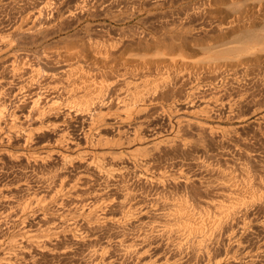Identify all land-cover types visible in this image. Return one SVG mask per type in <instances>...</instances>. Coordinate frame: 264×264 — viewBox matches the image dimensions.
I'll return each instance as SVG.
<instances>
[{"label":"rangeland","instance_id":"374dc122","mask_svg":"<svg viewBox=\"0 0 264 264\" xmlns=\"http://www.w3.org/2000/svg\"><path fill=\"white\" fill-rule=\"evenodd\" d=\"M40 1L41 0H0V38H1L0 39V46H2L4 44L2 46V48H3L2 51H4L5 50L4 47L6 45H8L10 42H12V40H13V43L9 44L11 51H10V49H9L8 53H5V52H7L6 50L4 52L0 51V53H1L0 54V56H1L0 57V63L3 62L2 66L0 64V68H1L0 69V83H2L4 85V90H3L4 91V93H3L4 103L1 104L2 106L0 105V107H2L1 111L2 112L4 111L3 113L0 112V119L2 121L1 126H0L2 128V129H0V145H2V146H0V152L2 150L6 149V151L9 152L8 154L11 155V156H9L8 154H6L4 156L2 155L3 157L0 156V264H3V262H4V264L5 263L6 264H104V263L105 264H107V263H109V264H164V263L165 264H224V262H226L225 261L226 258L228 256H230L231 254H234V253L237 256H239L240 254L245 253L246 250L256 251L257 249L260 250V248H261L260 251L262 254H264V251H263V249H264V200H263L264 199V107H263L264 106V59H263L264 55L263 54L264 53H262V52H264V45H262V44H264V37H263V40L260 39V38H262V36H264V33H263L264 32V26H263L264 20H262V21L259 20V18H262V17L264 18V13H263L264 12V10H263L264 9L263 8L264 7L263 6L264 0H259V2H258L260 5L262 4L263 7L258 5V3L253 6V9H254V12H256V15L252 14V17H251V15H250V17L248 16L249 18L246 16L247 17L246 19L245 18L242 19L239 22V24L237 21L235 23V25L232 26V28L228 27L227 25H228V22L233 17V15H235L234 11L232 9H230L231 7H229L231 4L235 3L234 0H213V1L211 0L210 3H212V4H210V3L208 4L207 0H206L207 2L205 0H117V1L116 0H95V1L94 0H88L90 5H92V6H90L88 3L87 8H86V12H84V14L78 15L76 18H71V19L66 18L67 17L66 15H68L67 10H70V11L73 10L74 11V9H76L77 6L80 5L82 0H63L58 7V10L60 11L59 15H55L54 18L52 19L51 16H53V15H50L49 13L51 11H48L47 17L49 16L48 18H51L50 20H53L54 22H52L49 25V27L43 32V34H41V35L26 34V36L25 35L21 36L19 34H16L17 35L16 36L14 33H9V32H13L15 29H19L20 27L25 28V26H26V28H27V26H28V28H29V24H31V21L29 19H27L28 14H30L32 12H36L35 10H37L39 8L38 6H40V5H38V2H40ZM244 1L246 4V2L248 0H244ZM244 1L241 0L242 3H244ZM237 2H238V0H236V3ZM245 6H247V4ZM258 6H260V7H258ZM25 7H26V9H25ZM200 7H201V9H200ZM198 9L202 10V11H198ZM257 9H259V10L257 11ZM245 10H248V11H245L247 14L248 12L251 11V8L247 7ZM207 11H209V12H207ZM231 11H232V13H231ZM218 12L220 14H218ZM195 13H197V14H195ZM194 14H195V16H194ZM255 16L258 18L253 19V17L255 18ZM81 17H82V19H81ZM21 18L23 20H21ZM249 19H250V21H249ZM227 20H228V22L226 23ZM257 20H258V22H257ZM29 21H30V23H28ZM259 21H260V23H259ZM24 22H26V23H24ZM216 22L219 25H217ZM244 22H246L245 25H244ZM19 23H20V26H19ZM220 24H223V25H220ZM248 24H249V27H251V26L252 27L249 28ZM251 24H253V25H251ZM194 25H196V26H194ZM16 26H18V27H16ZM219 26H221V27H219ZM224 27H226L227 30H225ZM182 30H183V32H182ZM141 31H143V32L145 31L144 33L147 36ZM7 32L9 35L7 34ZM198 32L200 34H198ZM219 34H220V36H219ZM4 36H7V37L5 38ZM14 36H15V38H14ZM250 36H252V37L250 38ZM8 37L11 41L7 40ZM17 37H19L20 39ZM88 39H92L93 41L95 40L94 43H97V42L99 43V41H100V42H102V44H105L106 46H110V45L113 46L114 45V47H116V43H117V47H116V50L114 51L115 52L114 54L111 53L110 51H109L110 54H109V52H106V54H104V55H107V57H109L110 55H112V56H110L109 59H107V61H109L107 63H109V64H106V63H104V65L102 64V67L104 69V74H102V75L96 74L95 71H93V70H95L93 67L94 63H93L92 58L90 56V52H88V48H87ZM1 40H3V41L1 42ZM6 40L8 42H6ZM242 40H244V41H242ZM250 40L252 43L250 42ZM257 40L259 41V43L257 42ZM15 41L17 44L15 43ZM103 41H104V43H103ZM112 42H114V43H112ZM174 42H175V44H174ZM253 42H254V45H253ZM246 43L247 44L249 43V44L247 45ZM250 43H251V45H250ZM44 47H45V49H44ZM238 47H240V48H238ZM59 48H60V50H65V51H68V50L71 51L72 50L71 52L75 51L78 54L75 57V59H73V62H70L69 64H73L72 70L77 68V69L81 70L82 72H84L85 74L84 73L83 74L86 76L89 73L90 78H88V81L89 82L91 81V84L96 83V85H98V86H100V85L106 86L107 85V87H112V89L114 90V96H117V97H115L114 100H112V102H113V104L115 103L116 106L119 103L121 106L124 104V102L128 103L129 97H130L131 93L134 91L132 87H129V88L124 87L123 88L120 86H116L113 83L114 78L113 79H112V77L110 78V72L111 71L116 72L118 70L117 67L120 66V59L121 58L123 59V61H126L125 63L124 62L121 63L122 68H124L126 65H137L138 64L141 67L140 68L141 73H143L142 71H145L146 69L147 70L145 71V73L148 71V72H150L151 75H153L152 73H154V72L156 74V73L162 71V73H160V74L158 73L156 75H162L163 78L166 75L165 80L167 81V85L169 84L168 85L169 88H167L168 86L166 85L167 86V87L165 86L166 89L163 87L159 91H157L158 93L156 92L157 94H156L155 99H156V102L158 103V105L156 102L155 103L153 102L154 104H152V102H150L151 97L150 98L148 97L150 100L148 98H146L145 99L146 103L145 104L143 103L142 105L140 103H138V100H136V103H138V104H135V102H134L135 100L130 101L129 103L133 104V106H134V108H133L134 111L131 113V115L133 117H131V118L129 117V115H127V111L125 109L124 110L126 112L125 111L122 112L123 110L118 109L117 107H116L117 109H115V104L114 105L110 104L109 106H107L109 108L106 107L105 110H103L104 113L101 117L102 118V120H101L102 124H100V120H99L98 121L99 124H97V122H96V125L95 126L92 125L93 126L92 127L89 122L87 123V120L86 121H81V120H84L82 117H84L85 114H87V116L89 115L88 119H89L90 115L92 117V115L94 114L93 113L94 112V107H93L94 105H90V104L88 105V104L84 103L83 101L82 102L80 101V102L76 103L77 105L75 104V108H77V109L74 108L73 112H70L69 110H63L64 112H61L60 114H59V112H56V114H54V116H52V118L54 117L52 119V121L55 123V124L54 123L53 124L55 125L56 128L54 127L52 129H47L45 127L46 125L40 126V124L38 126V123L35 122L34 119L30 120V118L28 117V112H29L28 106L24 104L23 100L18 99L17 95H15V89H16L15 86H17L16 84L18 83L17 80L13 79L11 76H9L10 75L9 72H6L5 68H3V67L6 66V64L7 65H9V63L11 64L10 57L12 58L11 60L14 62L15 61L14 57L16 56V54H17L16 57H18L17 59H20V57H23V59H25L27 57V55H29L30 60L32 59L33 62H36V63L37 62L38 63L45 62L43 59L44 55H42L43 52L45 50L49 51V49L59 50ZM42 49H44V50L42 51ZM208 50H209V52H208ZM255 50H256V52H254ZM257 50L258 51L261 50V52L259 51L260 53H257ZM221 51H223V52H221ZM11 52H13V53H11ZM23 52H24V54L27 53V55L23 56ZM240 52H242V53H240ZM39 53H40V55H39ZM221 53H222V55L220 56ZM237 53L238 54L240 53L241 55H238ZM255 53H256V56H255ZM12 54L13 55L15 54L14 57ZM129 54H130V56H129ZM226 54H229V55L226 56ZM253 54L255 57H253ZM88 55L90 57H88ZM158 55H160L161 58ZM213 55H215V59L213 58ZM34 56L37 59V61L34 60L35 59ZM207 56L210 57L211 61H208L210 59ZM216 56L219 60H217ZM229 56L231 58H229V59L226 58ZM238 56H239V60L240 59L242 60V62L240 60L241 63L237 62V61H239L238 58H236ZM240 56H241V58H240ZM169 57H170V59L168 60ZM176 57L178 58L176 60H177V63L179 64L180 67H178V64L176 62L175 63L177 65L174 64V61H176V60H172V59H175ZM206 57L208 58L207 59L208 62L206 61ZM251 57H253V59ZM256 57H258L260 62H258V59ZM259 57H261V58H259ZM86 58H88V59H86ZM125 58H128V59H125ZM131 58L136 59V61L131 59ZM6 59H8V60L6 61ZM165 59H166V61H165ZM189 59H191V60H189ZM202 59H205V62L207 64ZM128 60H129V62H128ZM170 60H172L173 62L172 61L170 62ZM182 60L184 62H187L188 60L189 61L187 63H185V66H184V64H183L184 62ZM196 60H199V62ZM213 60H215V61L217 60V61L215 62ZM224 60L225 61L227 60L226 63ZM231 60H232V62H231ZM244 60H247V61L244 62ZM248 60H251L250 61L251 63L248 62ZM130 61L132 63H130ZM254 61L257 63L258 66L256 65V63H254ZM51 62L53 63L54 60H51ZM137 62H140V63H137ZM169 62L172 64V66L169 65L170 64ZM209 62H211V63H209ZM223 62H224V64H223ZM243 62H244V64H243ZM57 63L58 62H54L53 64H55L56 67L58 65L60 66V64H64V62H62V63L60 62L58 64ZM118 63H119V65L117 66L116 64H118ZM192 63L197 65L196 68L193 65L194 69L197 72L194 71V69H191V68H193L191 65ZM232 63H235V64H232ZM237 63H238V65H237ZM245 63L248 64L247 67H246ZM251 64H252V66H250ZM254 64H255V66H254ZM84 65H85V67H84ZM109 65H110V67H109ZM115 65H116V67H115ZM156 65H158V66H156ZM190 65H191V68H189ZM233 65H234V67H233ZM244 65H245V67H244ZM79 66H80V68H79ZM104 66H108V67H104ZM162 66L165 69H162L163 68ZM211 66H212V68H211ZM213 66H215L216 68ZM74 67H76V68H74ZM156 67H157V69L158 68L159 69L157 70ZM174 67H176V68L174 69ZM229 67H231V68L229 69ZM259 67H261V68H259ZM88 68H90V70ZM122 68L120 67L119 69H122ZM185 68L188 70H186ZM202 68H204V69H202ZM207 68H209V70ZM217 68H222L224 70V72L222 69H220V71H219V69H217ZM251 68H253V69H251ZM114 69H116V71ZM143 69H145V70H143ZM153 69L158 71V72L154 71ZM179 69H181L182 72H179L180 71ZM201 69L204 71V72L201 71L204 75L200 71H199V76L196 75L195 73L198 74V70H201ZM205 69H206V72H205ZM240 69H241V72L244 69L246 71L244 70L242 73H240L239 72ZM248 69H251V70L248 71ZM151 70H152V72H151ZM163 70H164V72H163ZM169 70H170V72L168 73ZM191 70H193V71H191ZM237 70H239V71H237ZM86 72H87V74H86ZM184 72H186V73L189 72V73H187L188 75H186V73L184 75L183 74ZM215 72H220V73H218L219 75H217ZM247 72L249 74H247ZM181 73H182L183 77L180 76ZM192 73H194V74H192ZM207 73H208V75H207ZM155 74H154V76H156ZM167 74L169 76H174V77H169ZM189 74H191V77H189ZM200 74H202V75H200ZM212 74L213 75L216 74V75L213 76ZM220 74H224V75H220ZM241 74H242V76H241ZM255 74L259 77V79L257 78V76H255ZM216 76H217V79L214 78ZM218 76H220V77H218ZM168 77L171 80H169ZM179 77H180V80H179ZM199 77H200V79H199ZM108 78L111 80H108ZM172 78L174 79L175 82L172 81ZM6 79H8V80H6ZM11 79H13V80H11ZM70 79H72V77H70ZM189 80H191V82H189ZM255 80H257V81H255ZM5 81H7V82H5ZM180 83H181V85H180ZM192 83H194V85ZM196 83L199 86H197ZM232 83H233V85H231ZM252 83H254V84L252 85ZM40 84H41V81H38L36 83V85L34 86V88H36L37 86L39 87ZM255 85L257 86L256 88H255ZM201 88H203V89H201ZM129 89L131 92L129 91ZM89 90H91V89H89ZM198 90H199V92H198ZM219 90H221V91H219ZM225 90L228 92V94L226 93ZM122 91L123 92L125 91V92L123 93ZM160 91L161 92L163 91V92L161 93ZM191 91H192V93H191ZM215 91H216V93H215ZM120 93H121V96H120ZM225 93H226V96L224 95ZM116 94H118V95H116ZM209 94L212 97H210ZM158 96H160V97H158ZM217 96H218V98H217ZM126 97H128V98L126 99ZM117 98H119V100H117ZM121 98H125V99H121ZM242 98H243V101H241ZM230 99H232V100L234 99V100L232 101ZM12 100H13V103H12ZM147 100H148V102H147ZM239 100H240V102H237ZM185 101L187 102V104ZM223 101H226V102L221 104ZM117 102H119V103H117ZM132 102H134V103H132ZM149 102L151 104H149ZM217 102H218V104H217ZM205 104H207V105H205ZM224 104L226 105V108H225ZM249 104L252 106H250ZM120 105H118V107ZM186 105H189V106H187V108H186ZM200 105L201 106L203 105V106L201 107ZM231 105H234V106H231ZM239 105H241V106L238 107ZM230 106H231V108H230ZM235 106H236V108L237 107L238 108L236 109ZM243 106H244V108H243ZM246 106H248V107H246ZM257 107H259V109L260 108L261 109L258 111ZM138 108L141 109L140 112H138V110H139ZM224 108L226 110H224ZM136 109H138V110H136ZM171 109H173L172 112H171ZM228 109H230V110H228ZM232 110H234L236 112L238 110L239 113L237 112V114H236V112H234ZM216 111H219V112H216ZM230 111H231V113L234 112L233 113V116H235L234 118H233V116H232V118L230 117L232 115L231 113H229ZM89 112H92L93 114L89 113ZM12 113L14 114V116ZM57 113H58V115H57ZM68 113H69V115H68ZM22 114H23V116H22ZM65 114H67L66 118H65ZM125 115H127V116H125ZM228 115H230L229 116L230 118L228 117ZM236 115L237 116L239 115V117H237ZM16 116L18 117V120H17ZM24 116H26V117L24 118ZM209 116H212V117L209 118ZM260 116H262V118H261L262 120L259 119V121H261V122L256 120L257 117H260ZM11 117H12V119H11ZM22 118L25 119L24 121H26V122H23ZM186 118L188 120V123H187ZM211 118H213V119L211 120ZM103 119L105 122L103 121ZM149 120H150V122H149ZM182 120L185 122H183ZM15 122L17 123L16 124L17 128L19 126L18 131L20 133L24 132L23 134L18 133L16 136V134L13 133V127L15 126ZM169 123H170V125H169ZM177 123H181V125L184 123L185 124L187 123V125H184L185 130L183 129V127L180 128L181 134L179 133L177 138H170L171 140L177 139V140H173L175 142L180 140V142H177V144L178 143L179 144L177 145L175 142H174L175 143L174 144L173 141H171V140H170L171 142L169 140L162 141V138L164 139V137H162V136L168 134V132L171 128V125L172 124L175 125ZM198 123H200V125H198ZM105 124L107 127L110 124H112V129H108L105 126ZM188 124H191V125H188ZM201 124H203V125L205 124L204 126L207 129L204 127L205 129L203 131V127H201L202 126ZM21 125H24V126H21ZM102 126H103V128H102ZM124 126H125V128H124ZM139 126H140V128H139ZM29 127H31V128H29ZM90 127H91V129H90ZM119 127L121 128V132L124 136V137L123 136L122 137L124 138V140H130L131 141V139H133V138H131V136L135 132L134 130L140 129L143 134L147 132L146 134H144L147 137L149 135H152V133L153 134L156 133L157 135L159 134V136H156V139L153 141H159L158 143H160V145L157 144V142H156L155 146H152L153 144L152 145L150 144V146H149V143L152 142L149 139L148 140L144 139L143 142H139V143L135 142L136 144L135 143L128 144L129 141L128 142L123 141V139L121 140V142H119L120 140L117 141L118 140L117 137L115 139L117 141V143H116L115 140H113V139L115 138L114 135L117 133ZM129 127H130V129H129ZM200 127L202 130L200 129ZM233 127H235V128H233ZM17 128H16V130H17ZM34 128H36V129H34ZM39 128L43 129L44 131H42L41 129L39 131ZM29 129L31 130L30 132H29ZM197 129H198V131H197ZM96 130H98L99 132L101 131L100 134ZM26 131H28L29 133H34L35 135H32V138L28 141L29 143L25 146L24 137L26 136V134H28V132H26ZM49 131H51V132H49ZM127 131H129L128 132L129 134H126ZM89 132H91V133H89ZM95 132L98 133L99 136L102 135L101 137H103V139H104L102 141L103 144H102V142H100V144H98L97 141H95V142L91 141L92 136L90 134H92V133L95 134ZM20 135L21 136L25 135V136L24 137L22 136L23 137L22 138ZM160 135H161V137H160ZM90 136H91V138H90ZM126 136H128V137H126ZM129 136H130V139H129ZM233 136H235L236 138L235 137L233 138ZM86 137H87V139H86ZM111 137H112V139H111ZM224 137H225V139H223ZM232 138L234 141L232 140ZM158 139H160L161 141ZM30 141H31V143H30ZM167 141H169L170 143L169 142L167 143ZM199 143H201V144H199ZM202 143H203V145H202ZM204 143H206V144H204ZM93 144H95V145H93ZM157 145H159V147H157ZM151 146L156 147V148L155 149L153 148L154 150H152ZM25 147H27L29 150L26 149ZM185 147H186V149H185ZM231 151H232V153H231ZM22 153H27L29 155H31V154L32 155L33 154L38 155V156H40V158L42 157V159H44V164L42 162H38V164L33 163V162H27L25 159L19 158V156ZM61 154L68 156L72 160L69 159L70 161H69V163L67 162L68 164L63 163V161L61 160ZM13 155H14V157H13ZM242 155H244L245 158ZM16 156L18 158H16ZM231 156H232V158H231ZM144 159H146V160L150 159L151 161H149V160L148 161H149V163L153 162L152 166H150L151 164H149V167L147 168L146 166L142 165L143 164L142 162L144 161ZM90 162H92V163L90 164ZM104 162L105 163L108 162V163H106V165H105ZM112 162H113V164H112ZM114 163L117 165L118 168L121 167V165L123 166V163L126 165H124V168L121 167L118 169V168H116V165ZM119 163H120V165H119ZM197 163H198V165H197ZM64 164H65V166H64ZM88 166H90V168H89V170H86L85 168L88 169ZM108 166L111 167L110 170H108L109 169ZM125 167H126V171H125ZM145 167L147 170L152 167L153 170L150 169L151 171L148 170L149 172L147 170L145 171V169H144ZM104 168L107 169V170L105 169L106 172L107 171H116L115 173L118 174L117 177L114 176V178H112V179L116 180L115 182H113L114 180H111V181H109V183H107L106 181L103 180L104 179L103 175L105 174V170H103ZM85 170H86V172H84ZM100 170H102V172ZM103 171H104V173H103ZM95 172H96V175H94ZM126 172H128V173H126ZM185 172H187V173L185 174ZM233 172H235V173H233ZM79 173H80V175H78ZM119 173L121 176L123 174L124 178L121 177L119 175ZM225 173L227 175H232L233 178L231 176H227ZM83 174H86V176L85 175L82 176ZM99 175H100V177L101 176L102 177L100 178ZM188 175H190V176H188ZM178 176L179 177L181 176V177L179 178ZM234 176H235V178H234ZM76 177H78V178H81V177L85 178L86 177V178H85L84 182H81L78 180V178L75 179ZM189 178H191V179H189ZM201 178H202V180H201ZM213 178H215L216 180L214 179L215 180L214 181ZM217 178H219L220 181ZM226 178L230 179L231 181H232V179L233 180L236 179L239 182L238 193H237L238 199L239 198L243 199V197L247 198L249 196V200H250L252 198L251 196L255 197V200L252 199V201H253L252 205L250 202L249 205L248 204H247V206L245 205L246 208L242 206L241 207L242 212L240 211L238 213L239 219L242 220L240 222V220L238 219V224L240 222V225H243V226L238 225V227H239L238 228V246H241L240 248L236 247L235 239L232 242V241H228V239L225 238V240L224 239L222 240L225 243L221 241V245H220V243L219 244L217 243L219 246L217 244H215L211 249L212 250L211 253L205 255V256H208V261H207V259H205L207 257H205L204 255L203 256L200 255L201 252H200V248H199L200 246L198 245L199 242L195 241L192 246L190 244H189V246H187L188 244L187 243L185 244L184 243L185 241L183 242V244H181L182 243V242L180 243L181 240L176 238V236L173 238L172 237L168 238L167 236H163L162 234H160L161 228L163 227V225L165 226L169 222V219H170L168 214H167L168 213V210H167L168 207H165L166 203L168 202L169 199H170L169 203H173V204L179 205L180 203L183 204L182 202H184V203L187 202L188 205L190 204V208H191V210L193 209L192 213L194 214L193 215L194 217L190 218V219H191V221H193L195 219V216H196L197 219H195L193 222L198 223L200 221L199 218H201L202 216H203V218L205 216L204 219H208V218L212 217V215L215 213V211H212V210H214V208L212 206H214V205L217 206V204L220 203L219 200H221L222 196L223 197H222L221 201L224 202V204L226 203V201L229 202V200H228V199H230L229 194L226 192H224L225 194H223V192L220 191V183L219 182L224 181V179H226ZM192 179H193V181H192ZM210 179L214 182L212 183V181ZM173 180H175V182ZM187 180H189V181H187ZM190 180H191V182H190ZM195 180L197 181V183ZM79 182H80V184H79ZM182 182H183V184H182ZM203 182H204V184H203ZM215 182L219 183V186ZM242 182H244V183H242ZM114 183H117V184H114ZM184 183H187V185L186 184L184 185ZM188 183L190 184L191 188L188 186L189 185ZM192 183L195 185L192 186ZM178 184H180V185H178ZM206 184H208V186ZM211 184H213V185H211ZM241 184H244V185H241ZM205 185H206V187H205ZM209 185H211V186H209ZM214 185H215V187H214ZM77 188H79V189H77ZM217 188H219V189H217ZM129 189H131V190H129ZM205 189H207V190L205 191ZM247 189H248V191H247ZM58 190L60 192L57 193ZM64 190L66 191L65 194H64V192H65ZM49 191H51V192H49ZM77 191H80L81 193L77 192ZM196 191H197V193H196ZM129 192L134 196V198H132L133 200H130L124 206L121 205L119 203V201H120L119 196L125 195ZM257 192H258V194H257ZM134 193L136 196L134 195ZM220 193H221V195H220ZM98 195H99V197H98ZM93 196L96 197L97 199L94 198ZM180 196H181V198H180ZM28 197H29V199H28ZM35 197H37V198H35ZM64 197H66V198H64ZM154 197H158L160 199V202L158 205L153 204L155 206V208L152 205V203H149L152 201V199ZM38 198H40V199H38ZM61 198H63V201ZM33 199H34V201H32ZM42 199H43V201H41ZM95 199H96V201H95ZM209 199H210V201H209ZM26 200H27V202H26ZM35 200H36V202H35ZM37 200H39L40 202H38ZM214 200L216 203L213 202ZM25 202L27 203L28 206L25 204ZM83 202H84V204H83ZM191 202H192V204H191ZM210 203L213 205L210 206L209 205ZM51 204H53V205H51ZM81 204H83L85 206V209L82 208L84 206ZM22 205H24V206L22 207ZM139 206H141V207H139ZM47 207H49V208H47ZM23 208L25 210H23ZM75 208H76V210H75ZM143 208L145 209L144 212H148L147 214H145L143 212V210H144ZM210 208H212V210ZM243 208L246 209L248 213L245 212L246 210H244ZM92 209H94V210H92ZM131 209H133L134 211ZM141 209H143V210H141ZM146 209H147V211H146ZM70 211L71 212L73 211V212L71 213ZM127 211H129V212H127ZM131 211H133L134 213ZM210 211L212 212V214L210 213ZM82 212H84V213H82ZM208 212L211 215H209ZM251 212H252V214H251ZM91 213H93V214H91ZM103 213H105V215ZM195 213H196V215H195ZM244 213H246V214H244ZM71 214L72 215L74 214L76 216L74 217V215L72 216ZM78 214H79V216H78ZM134 214H135V217H134ZM154 214H156V215H154ZM204 214H206V215H204ZM90 215L91 216L94 215L93 217L95 219L89 218V219H91V220H89L88 217H91ZM120 215H122L123 218ZM162 215H164V216L162 217ZM95 216H98V217H95ZM100 216H103V217H100ZM118 216H120V217H118ZM42 218H44V219H42ZM96 218H98V219H96ZM100 218H102L103 220L105 219V220L103 221ZM115 218L116 219L118 218L117 221ZM74 220H76V221L74 222ZM106 220H107V222H106ZM70 221L74 224L69 223ZM246 221L248 222L249 227H247L248 224ZM60 222H61V224H60ZM76 222L78 223L77 225L75 224ZM244 222H245V224H244ZM85 223L87 226H85ZM126 223H127V225H125ZM79 224L80 225L82 224V225L80 226ZM73 225H76V227ZM245 225H246V227H245ZM72 226H73V228H72ZM95 227H96V229H95ZM234 227L236 228L235 225H234ZM240 227H242V228H240ZM243 227H245V228H243ZM28 228H30V230ZM68 229H70V230H68ZM83 229L85 232L83 231ZM98 229H100V230H98ZM243 229H245V230H243ZM25 230L27 231V233H29V231H32V232L34 231V233L30 232V234H32V235H35V234L38 235L40 233V235H38V236H41V239H44V240L47 239L49 241V242L46 241V243H48L47 246L43 247V245H41V247H38V248L26 249L28 251H25V252L23 250V253H22L23 257H22L20 255V253H21L20 252V250H21L20 245L25 243L24 240H26V241L29 240L28 235H26L27 233H23V232H26ZM92 230H93V233H92ZM21 231L24 235H26L27 238H25V236L22 233H20ZM206 232H207V230H206ZM199 235L201 236V234H199ZM88 236H89V238H88ZM146 236H148V237H146ZM60 238H61V240H60ZM152 238H153V240H152ZM160 239L163 241H161ZM169 239H172V240H170L171 242L169 241ZM138 240H141L142 242L138 241ZM240 240L242 243L241 245H239ZM136 242H137V244H136ZM233 243H235V244H233ZM11 245L13 248L11 247ZM141 245H143V246H141ZM182 245L185 246V249H181V251H180V248H184ZM194 245H196V246H194ZM233 246L236 249H234ZM105 247H106V249H105ZM196 247H198L199 249ZM191 248H192V254H190ZM249 248H251V249H249ZM32 249H34V250H32ZM61 249L63 251H61ZM64 249L66 250V252ZM221 249H222V251H221ZM45 250H47V251H45ZM136 250H138V251L136 252ZM228 251H229V253H231V252H233V253L228 254ZM193 252H194V254H193ZM197 252H199L200 254H198ZM98 253H101V254H98ZM261 253H260L261 259L259 260V262L260 261L261 262L260 263L258 262L257 264H262V263L264 264V255H262ZM14 254H15V257H14ZM65 254L67 256H65ZM215 254H218V255L216 256ZM178 255H180L181 258H179ZM242 255H240V256L243 257L244 255L243 256ZM212 256L214 258L215 257L216 258L213 259ZM220 256H221V258H220ZM240 256H239V258H241ZM2 257H3V259H2ZM224 257H226V258H224ZM170 258H172V259H170ZM222 258L224 261L223 260L220 261ZM177 259H180V260H177ZM218 259H219V261H218ZM169 260H170V262H169Z\"/></svg>","mask_w":264,"mask_h":264},{"label":"bare ground","instance_id":"6f19581e","mask_svg":"<svg viewBox=\"0 0 264 264\" xmlns=\"http://www.w3.org/2000/svg\"><path fill=\"white\" fill-rule=\"evenodd\" d=\"M63 0H41L40 2H38V5H40V6H38L39 8L37 9V10H35L36 12H32V13H30V14H28V18L27 19H29L30 21H31V24H29V28H28V26H27V28H26V26H25V28L24 27H20L19 29H15L13 32H9V33H14L15 35L16 34H19V35H21V36H26V34H36V35H41V34H43V32L49 27V25L52 23V22H54L53 20H50L51 18L53 19L54 18V16L55 15H59V13H60V11L58 10V7H59V5L61 4V2H62ZM95 1V0H94ZM117 1V0H116ZM206 1V0H205ZM208 1V4L211 2V0H207ZM206 1V2H207ZM213 1V0H212ZM235 1V3H233V4H231L229 7H231L230 9H232L233 11H234V13H235V15H233V17L231 18V20L228 22V20L226 21V23L228 22V27H230V28H232V26H234L235 25V23L238 21V24H239V22L242 20V19H246L248 16L250 17V15H251V17H252V14H254V15H256V12H254V9H253V6L254 5H256L258 2H259V0H248L247 2H246V4H247V6H245L246 4H245V1H244V3H242L241 2V0H238V2L236 3V0H234ZM233 1V2H234ZM204 2V1H203ZM215 2V1H214ZM261 2V1H260ZM88 3H89V1L88 0H82L81 1V3H80V5H78L77 6V8L76 9H74V11L72 10V11H70V10H67L66 12L68 13V15H66L67 17L66 18H76L78 15H82V14H84V12H86V8H87V5H88ZM262 3V2H261ZM264 3V2H263ZM210 4H212V3H210ZM89 5H90V3H89ZM201 5V4H200ZM258 5H260L259 3H258ZM90 6H92V5H90ZM261 7H263L262 6V4L260 5ZM260 6H258V7H260ZM218 7V6H217ZM247 7H249V8H251V11L250 12H248L247 14H246V12L245 11H248V10H245ZM221 8V7H220ZM256 8V7H255ZM264 8V7H263ZM25 9H26V7H25ZM200 9H201V7H200ZM228 9V8H227ZM260 9V8H259ZM259 9H257V11L259 10ZM206 10V9H205ZM204 10V11H205ZM264 10V9H263ZM48 11H51L49 14L50 15H53V16H51V18H48L47 17V13H48ZM88 11V10H87ZM198 11H202V10H199L198 9ZM262 11V10H261ZM25 12V11H24ZM207 12H209V11H207ZM206 12V13H207ZM26 13V12H25ZM63 13V12H62ZM88 13V12H87ZM231 13H232V11H231ZM264 13V12H263ZM64 14V13H63ZM62 14V15H63ZM195 14H197V13H195ZM195 14H194V16H195ZM200 14V13H199ZM217 14V13H216ZM218 14H220L219 12H218ZM27 16V15H26ZM64 16V15H63ZM84 16V15H83ZM247 16V17H246ZM61 17V16H60ZM80 17V16H79ZM193 17V16H192ZM248 17V18H249ZM187 18V17H186ZM218 18V17H217ZM256 18H258V17H256L255 16V18L253 17V19H256ZM56 19V18H55ZM65 19V18H64ZM81 19H82V17H81ZM191 19V18H190ZM216 19V18H215ZM21 20H23L22 18H21ZM226 20V19H225ZM224 20V21H225ZM248 20V19H247ZM259 20H264V18L262 17V18H259ZM25 21V20H24ZM30 21L28 22V23H30ZM210 21V20H209ZM220 21V20H219ZM249 21H250V19H249ZM20 22V21H19ZM182 22V21H181ZM201 22V21H200ZM206 22V21H205ZM214 22V21H213ZM223 22V21H222ZM248 22V21H247ZM252 22V21H251ZM257 22H258V20H257ZM18 23V22H17ZM24 23H26V22H24ZM23 23V24H24ZM217 23V22H216ZM245 23L246 22H244V25H245ZM259 23H260V21H259ZM54 24V23H53ZM186 24V23H185ZM204 24V23H203ZM225 24V23H224ZM241 24V23H240ZM10 25V24H9ZM14 25V24H13ZM27 25V24H26ZM31 25V26H30ZM217 25H219L218 23H217ZM220 25H223V24H220ZM226 25V24H225ZM247 25V24H246ZM251 25H253V24H251ZM250 25V26H251ZM11 26V25H10ZM15 26V25H14ZM19 26H20V23H19ZM177 26V25H176ZM194 26H196V25H194ZM198 26V25H197ZM226 26V27H227ZM263 26H264V24H263ZM16 27H18V26H16ZM218 27V26H217ZM219 27H221V26H219ZM226 27H224V29L225 30H227V28ZM236 27V26H235ZM248 27H249V24H248ZM252 27V26H251ZM251 27H249V28H251ZM176 28V27H175ZM180 28V27H179ZM178 28V29H179ZM11 29V28H10ZM216 29V28H215ZM220 29V28H219ZM253 29V28H252ZM187 30V29H186ZM189 30V29H188ZM261 31V30H260ZM263 31V30H262ZM141 32H143V31H141ZM145 32V31H144ZM143 32V33H144ZM177 32V31H176ZM182 32H183V30H182ZM223 32V31H222ZM142 33V34H143ZM192 33V32H191ZM264 33V32H263ZM7 34H8V32H7ZM13 34V35H14ZM145 34V33H144ZM150 34V33H149ZM181 34V33H180ZM189 34V33H188ZM193 34V33H192ZM198 34H200L199 32H198ZM202 34V33H201ZM9 35V34H8ZM146 35V34H145ZM186 35V34H185ZM17 36V35H16ZM137 36V35H136ZM147 36V35H146ZM192 36V35H191ZM195 36V35H194ZM219 36H220V34H219ZM2 37V36H1ZM5 38L7 37V36H4ZM11 37V36H10ZM39 37V36H38ZM133 37V36H132ZM193 37V36H192ZM197 37V36H196ZM199 37V36H198ZM252 36H250V38H251ZM256 37V36H255ZM260 37V36H259ZM258 37V38H259ZM263 37L264 36H262V38H260V39H262L263 40ZM4 38V39H5ZM14 38H15V36H14ZM17 38H19V37H17ZM35 38V37H34ZM136 38V37H135ZM195 38V37H194ZM257 38V39H258ZM1 39V38H0ZM13 39V38H12ZM20 39V38H19ZM123 39V38H122ZM147 39V38H146ZM162 39V38H161ZM253 39V38H252ZM7 40H10L9 39V37H8V39ZM6 40V42H8ZM87 40V39H86ZM259 40V39H258ZM257 40V42L259 43V41ZM3 40H1V42H2ZM11 41V40H10ZM129 41V40H128ZM176 41V40H175ZM181 41V40H180ZM185 41V40H184ZM241 41V40H240ZM242 41H244V40H242ZM256 41V40H255ZM95 42V40L93 41L92 39H88V43H87V48H88V52H90V56H91V58H92V61H93V63H94V69L95 70H93V71H95V73L96 74H99V75H102V74H104V69H103V67H102V64L104 65V63H106V64H109V63H107V62H109V61H107V59H109V57L110 56H112V55H110L109 57H107V55H104V54H106V52H111V53H115L114 51L116 50V47H117V43H116V47H114V45L113 46H106L105 44H102V42H100L99 41V43L97 42V43H94ZM152 42V41H151ZM157 42V41H156ZM165 42V41H164ZM172 42V41H171ZM177 42V41H176ZM250 42H251V40H250ZM256 42V43H257ZM10 43H13V40H12V42H10ZM9 43V44H10ZM15 43H16V41H15ZM103 43H104V41H103ZM110 43V42H109ZM112 43H114V42H112ZM119 43V42H118ZM122 43V42H121ZM252 43V42H251ZM251 43H250V45H251ZM9 44L8 45H6L5 47H4V49L7 51V52H5V53H8V51H9V49H10V47H9ZM17 44V43H16ZM108 44V43H107ZM124 44V43H123ZM164 44V43H163ZM162 44V45H163ZM167 44V43H166ZM174 44H175V42H174ZM247 44V43H246ZM249 44V43H248ZM247 44V45H248ZM261 44V43H260ZM4 45V44H3ZM2 45V46H3ZM130 45V44H129ZM165 45V44H164ZM246 45V46H247ZM253 45H254V42H253ZM262 45H264V44H262ZM2 46H0V51L1 52H4V51H2ZM84 46V45H83ZM128 46V45H127ZM259 46V45H258ZM145 47V46H144ZM148 47V46H147ZM172 47V46H171ZM83 48V47H82ZM86 48V47H85ZM123 48V47H122ZM149 48V47H148ZM166 48V47H165ZM238 48H240V47H238ZM245 48V47H244ZM263 48V47H262ZM261 48V49H262ZM44 49H45V47H44ZM44 49H42V51L44 50ZM48 49V48H47ZM56 49V48H55ZM64 49V48H63ZM84 49V48H83ZM118 49V48H117ZM171 49V48H170ZM196 49V48H195ZM201 49V48H200ZM206 49V48H205ZM227 49V48H226ZM255 49V48H254ZM253 49V50H254ZM119 50V49H118ZM198 50V49H197ZM207 50V49H206ZM205 50V51H206ZM223 50V49H222ZM252 50V49H251ZM263 50V49H262ZM10 51H11V49H10ZM41 51V52H42ZM72 51V50H71ZM71 51H65V50H60V48H59V50H51V49H49V51L47 50H45L44 52H43V54L42 55H44V61L45 62H40V63H36V62H33V60L31 59L30 60V58H29V55H27V53L26 54H24V52H23V56H25V55H27V57L25 58V59H23V57H20V59H17L18 57H16L17 56V54H16V56L14 57V55H13V57L15 58V61L13 62L11 59V57H10V61H11V64L9 63V65H7L6 64V66H4L3 68H5V71L6 72H9V76H11L13 79H16L17 80V86H15L16 87V89H15V95H17V97H18V99H20V100H23V102H24V104L25 105H27L28 106V108H29V112H28V117L30 118V120L32 119H34V121L35 122H37L38 123V126H39V124H40V126H44V125H46L45 127L47 128V129H52V128H54L55 127V123L52 121V119L54 118H52V116H54V114H56V112H59V114L61 113V112H64L63 110H69L70 112H73V109L75 108V104L77 103V102H84V103H86V104H90V105H94L93 107H94V114L92 113V112H89V113H92L93 115H92V117H91V115H90V117H89V119H88V116H87V114H85L84 115V117H82L84 120H81V121H86L87 120V123L89 122L90 123V125L92 126V125H96V122H97V124H99L98 123V121L100 120V124H102L101 123V120H102V115H103V110H105V108L107 107V106H109L110 104H113V102H112V100H114L115 99V97H117V96H114V90L112 89V87H107V85L106 86H102V85H100V86H98V85H96V83H92L91 84V81L89 82L88 81V78H90L89 76V73L87 74V72H86V74H87V76L86 75H84L85 73L84 72H82L81 70H79V69H77L76 67H74V68H76V69H74V70H72V65L73 64H69L70 62H73V59H75V57L78 55L75 51L74 52H71ZM204 51V50H203ZM202 51V52H203ZM260 52H261V50H259ZM258 50H257V53H260ZM110 52H109V54H110ZM200 52V51H199ZM208 52H209V50H208ZM221 52H223V51H221ZM254 52H256V50L254 51ZM4 53V54H5ZM11 53H13V52H11ZM10 53V54H11ZM15 53V52H14ZM168 53V52H167ZM211 53V52H210ZM240 53H242V52H240ZM238 54V55H241V54ZM262 53H264V52H262ZM261 53V54H262ZM1 54V53H0ZM3 54V55H4ZM108 54V53H107ZM173 54V53H172ZM6 55V54H5ZM39 55H40V53H39ZM80 55V54H79ZM212 55V54H211ZM222 55V53L220 54V56ZM227 55H229V54H226V56ZM260 55V54H259ZM264 55V54H263ZM8 56V55H7ZM6 56V57H7ZM83 56V55H82ZM89 55H88V57H90ZM129 56H130V54H129ZM158 56H160V55H158ZM170 56V55H169ZM255 56H256V53H255ZM254 56V54H253V57H255ZM258 56V55H257ZM1 57V56H0ZM5 57V56H4ZM157 57V56H156ZM171 57V56H170ZM170 57L168 58V60L170 59ZM174 57V56H173ZM208 57V56H207ZM206 57V61H207V59L209 58L210 59V57H208L207 58ZM219 57V56H218ZM243 57V56H242ZM253 57H251L252 59H253ZM264 57V56H263ZM34 58H35V56H34ZM155 58V57H154ZM160 58H161V56H160ZM159 58V59H160ZM163 58V57H162ZM186 58V57H185ZM184 58V59H185ZM213 58L215 59V55H213ZM216 58H217V56H216ZM223 58V57H222ZM226 58H231L230 56L229 57H226ZM234 58V57H233ZM236 58H238V60H239V56L238 57H236ZM240 58H241V56H240ZM257 59H258V57H256ZM259 58H261V57H259ZM86 59H88V58H86ZM125 59H128V58H125ZM130 59V58H129ZM131 59H133V58H131ZM143 59V58H142ZM145 59V58H144ZM176 59H178L177 57L175 58V59H172V60H176ZM255 59V58H254ZM264 59V58H263ZM8 59H6V61H7ZM34 60H36L37 61V59L35 58ZM51 60H54V62H58V63H62V62H64V64H60V66L58 67H56L55 66V64H53L52 62H51ZM91 60V59H90ZM133 60H135L136 61V59H133ZM162 60V59H161ZM160 60V61H161ZM172 60H170V62L172 61ZM189 60H191V59H189ZM188 60V61H189ZM202 60H204V62H205V59H202ZM217 60H219L218 58H217ZM216 60V61H217ZM237 60V59H236ZM235 60V61H236ZM241 60V59H240ZM240 60L239 61H237V62H240ZM5 61V62H6ZM47 61V62H46ZM145 61V60H144ZM164 61V60H163ZM165 61H166V59H165ZM183 61V60H182ZM187 61V62H188ZM196 61H198L199 62V60H196ZM195 61V62H196ZM208 61H211V59L210 60H208ZM207 61V62H208ZM213 61H215V60H213ZM215 61V62H216ZM225 61V60H224ZM227 61V60H226ZM226 61H225V63H226ZM234 61V60H233ZM245 61H247V60H244V62ZM251 60H248V62H250ZM256 61V60H255ZM254 61V63H256ZM262 61V60H261ZM122 62H126V61H123V59L121 58L120 59V66H118L119 65V63L118 64H116L118 67V70L116 71V69H114L116 72H114V71H111L110 72V78L112 77V79L114 78V84L116 85V86H120V87H132L133 88V92L131 93V95H130V97H129V101H128V103L127 102H124V104L121 106L120 105V103L119 102H117V103H119L118 105H120L119 107H118V105L116 106V104H115V109H121V110H123L122 112H124L125 110L127 111V115H129V117L131 118V117H133L132 115H131V113L134 111L133 110V108H134V106H133V104H130L129 102L130 101H134L135 102V104H138V103H140L141 105L144 103H146L145 102V99L146 98H150L151 97V101L150 102H152V104H154L155 102H156V99H155V97H156V94L158 93L157 91H159L161 88H165V86L167 85V81L165 80L166 78H165V76H164V78H163V76L162 75H156V74H160V73H162V71L161 72H158V71H156V70H154V71H156V72H158V73H156L155 74V72L154 73H152L153 75H151L150 74V72H146L145 73V71L147 70H145V69H143V70H145V71H142L143 73H141L140 72V66L137 64V65H126L124 68H122ZM128 62H129V60H128ZM141 62V61H140ZM140 62H137V63H140ZM169 62V63H170ZM173 62V61H172ZM177 63V60L176 61H174V64H176ZM184 62V61H183ZM187 62H184L183 64H184V66H185V63H187ZM197 62V63H198ZM221 62V61H220ZM219 62V63H220ZM231 62H232V60H231ZM241 62H242V60H241ZM240 62V63H241ZM244 62H243V64H244ZM253 62V61H252ZM258 62H260L259 61V59H258ZM57 63V64H58ZM83 63V62H82ZM130 63H132L131 61H130ZM206 63V62H205ZM209 63H211V62H209ZM229 63V62H228ZM251 63V62H250ZM1 64V66H2V64H3V62H1L0 63ZM5 64V63H4ZM53 64V65H52ZM143 64V63H142ZM145 64V63H144ZM178 64V63H177ZM176 64V65H177ZM182 64V65H183ZM200 64V63H199ZM207 64V63H206ZM223 64H224V62H223ZM232 64H235V63H232ZM246 64V67L248 66V64L247 63H245ZM82 65V64H81ZM93 65V64H92ZM116 65H115V67H116ZM124 65V64H123ZM146 65V64H145ZM144 65V66H145ZM154 65V64H153ZM170 66H172V64L170 63L169 64ZM189 65V64H188ZM192 65V67H193V65H194V67L196 68V66L197 65H195V64H191ZM191 65H190V67L189 68H191ZM231 65V64H230ZM237 65H238V63H237ZM256 65H257V63H256ZM260 65V64H259ZM156 66H158V65H156ZM202 66V65H201ZM200 66V67H201ZM222 66V65H221ZM250 66H252V64L250 65ZM254 66H255V64H254ZM258 66V65H257ZM84 67H85V65H84ZM104 67H108V66H104ZM109 67H110V65H109ZM122 68V69H119V68ZM149 67V66H148ZM163 67V66H162ZM167 67V66H166ZM178 67H180L179 66V64H178ZM194 67L193 68H191V69H194ZM213 67H215V66H213ZM232 67V66H231ZM231 67H229V69L231 68ZM233 67H234V65H233ZM238 67V66H237ZM244 67H245V65H244ZM79 68H80V66H79ZM87 68V67H86ZM161 68V67H160ZM176 67H174V69H175ZM188 68V67H187ZM188 68V69H189ZM198 68V67H197ZM211 68H212V66H211ZM216 68V67H215ZM223 68V67H222ZM222 68H217V69H219V71H220V69H222ZM225 68V67H224ZM239 68V67H238ZM254 68V67H253ZM253 68H251V69H253ZM259 68H261V67H259ZM258 68V69H259ZM1 69V68H0ZM89 70H90V68H88ZM108 69V68H107ZM151 69V68H150ZM156 69H157V67H156ZM159 69V68H158ZM157 69V70H158ZM162 69H165L164 67L162 68ZM183 69V68H182ZM186 69V68H185ZM188 69H186V70H188ZM200 69V68H199ZM202 69H204V68H202ZM198 70V74L197 73H195L196 75H198L199 76V71L201 72H204L203 70ZM208 70H209V68H207ZM227 69V68H226ZM228 69V70H229ZM233 69V68H232ZM251 69H248V71H250ZM256 69V68H255ZM257 69V70H258ZM263 69V68H262ZM3 70V69H2ZM180 71L179 72H182L181 71V69H179ZM223 70V69H222ZM221 70V71H222ZM245 70V69H244ZM244 70H242V72L244 71ZM88 71V70H87ZM166 71V70H165ZM175 71V70H174ZM178 71V70H177ZM190 71V70H189ZM191 71H193V70H191ZM194 71H196L195 69H194ZM234 71V70H233ZM237 71H239V70H237ZM246 71V70H245ZM256 71V70H255ZM151 72H152V70H151ZM163 72H164V70H163ZM170 72V70L168 71V73ZM197 72V71H196ZM201 72V73H202ZM205 72H206V69H205ZM223 72H224V70H223ZM240 73H242L241 72V69H240V71H239ZM238 72V73H239ZM257 72V71H256ZM259 72V71H258ZM261 72V71H260ZM84 73V74H83ZM167 73V72H166ZM175 73V72H174ZM173 73V74H174ZM185 73L186 72H184L183 74L185 75ZM187 73H189V72H187ZM186 73V75H188ZM217 75H219L218 73H220V72H215ZM235 73V72H234ZM246 73V72H245ZM4 74V73H3ZM154 74L156 75V76H154ZM179 74V73H178ZM177 74V75H178ZM192 74H194V73H192ZM203 74V73H202ZM202 74H200V75H202ZM211 74V73H210ZM215 74V75H216ZM226 74V73H225ZM233 74V73H232ZM247 74H249L248 72H247ZM257 74V73H256ZM255 74V76H257ZM262 74V73H261ZM260 74V75H261ZM168 75V74H167ZM204 75V74H203ZM207 75H208V73H207ZM213 75V74H212ZM215 75H213V76H215ZM220 75H224V74H220ZM239 75V74H238ZM259 75V74H258ZM169 76V75H168ZM180 76H182V73L180 74ZM241 76H242V74H241ZM8 77V76H7ZM70 77H72V79H70ZM108 77V76H107ZM169 77H174V76H169ZM168 77V78H169ZM183 77V76H182ZM189 77H191V74H189ZM193 77V76H192ZM196 77V76H195ZM201 77V76H200ZM200 77H199V79H200ZM218 77H220V76H218ZM176 78V77H175ZM202 78V77H201ZM213 78V77H212ZM215 79H217V76L216 77H214ZM256 78V77H255ZM257 78L259 79V77L257 76ZM13 79H11V80H13ZM177 79V78H176ZM188 79V78H187ZM207 79V78H206ZM226 79V78H225ZM234 79V78H233ZM262 79V78H261ZM5 80V79H4ZM6 80H8V79H6ZM70 80V81H69ZM105 80V79H104ZM108 80H111V79H109L108 78ZM168 80V79H167ZM169 80H171L170 78H169ZM179 80H180V77H179ZM209 80V79H208ZM263 80V79H262ZM38 81H41V84H40V86L37 88H34V86L36 85V83L38 82ZM172 81L173 82H175L174 81V79L172 78ZM183 81V80H182ZM219 81V80H218ZM255 81H257V80H255ZM5 82H7V81H5ZM184 82V81H183ZM188 82V81H187ZM189 82H191V80H189ZM188 82V83H189ZM201 82V81H200ZM223 82V81H222ZM12 83V82H11ZM169 83V82H168ZM186 83V82H185ZM214 83V82H213ZM216 83V82H215ZM257 83V82H256ZM102 84V83H101ZM105 84V83H104ZM175 84V83H174ZM193 85H194V83H192ZM197 84V83H196ZM228 84V83H227ZM254 83H252V85H253ZM13 85V84H12ZM113 85V84H112ZM169 85V84H168ZM167 85V86H168ZM171 85V84H170ZM180 85H181V83H180ZM188 85V84H187ZM231 85H233V83L231 84ZM230 85V86H231ZM238 85V84H237ZM257 85V84H256ZM255 85V88L257 87ZM166 86V87H167ZM179 86V85H178ZM197 86H199L198 84H197ZM184 87V86H183ZM194 87V86H193ZM202 87V86H201ZM205 87V86H204ZM208 87V86H207ZM167 88H169V86L167 87ZM185 88V87H184ZM188 88V87H187ZM217 88V87H216ZM222 88V87H221ZM220 88V89H221ZM233 88V87H232ZM237 88V87H236ZM6 89V88H5ZM89 89H91V90H89ZM166 89V88H165ZM182 89V88H181ZM201 89H203V88H201ZM218 89V88H217ZM225 89V88H224ZM4 85L2 84V83H0V105L1 104H3L4 103V101H3V98H4V96H3V93H4ZM195 90V89H194ZM200 90V89H199ZM199 90H198V92H199ZM209 90V89H208ZM216 90V89H215ZM14 91V90H13ZM129 91H130V89H129ZM128 91V92H129ZM202 91V90H201ZM205 91V90H204ZM214 91V90H213ZM217 91V90H216ZM216 91H215V93H216ZM219 91H221V90H219ZM226 91V90H225ZM231 91V90H230ZM243 91V90H242ZM250 91V90H249ZM123 92V91H122ZM125 92V91H124ZM123 92V93H124ZM131 92V91H130ZM157 92V93H156ZM161 92V91H160ZM163 92V91H162ZM161 92V93H162ZM224 92V91H223ZM153 93V94H152ZM191 93H192V91H191ZM194 93V92H193ZM209 93V92H208ZM207 93V94H208ZM212 93V92H211ZM226 93L228 94V92L226 91ZM226 93L224 94L225 96H226ZM129 94V93H128ZM127 94V95H128ZM184 94V93H183ZM200 94V93H199ZM68 95V96H67ZM116 95H118V94H116ZM123 95V94H122ZM126 95V94H125ZM124 95V96H125ZM165 95V94H164ZM185 95V94H184ZM191 95V94H190ZM67 96V97H66ZM120 96H121V93H120ZM129 96V95H128ZM166 96V95H165ZM180 96V95H179ZM182 96V95H181ZM192 96V95H191ZM209 96H210V94H209ZM220 96V95H219ZM245 96V95H244ZM119 97V96H118ZM158 97H160V96H158ZM173 97V96H172ZM190 97V96H189ZM207 97V96H206ZM210 97H212V96H210ZM128 97H126V99H127ZM148 98V99H149ZM183 98V97H182ZM181 98V99H182ZM191 98V97H190ZM196 98V97H195ZM216 98V97H215ZM217 98H218V96H217ZM221 98V97H220ZM224 98V97H223ZM121 99H125V98H121ZM160 99V98H159ZM184 99V98H183ZM193 99V98H192ZM191 99V100H192ZM202 99V98H201ZM200 99V100H201ZM247 99V98H246ZM117 100H119V98H117ZM136 100H138V103H136ZM150 100V99H149ZM197 100V99H196ZM195 100V101H196ZM199 100V101H200ZM203 100V99H202ZM230 100H232V99H230ZM234 100V99H233ZM232 100V101H233ZM238 100V99H237ZM255 100V99H254ZM259 100V99H258ZM215 101V100H214ZM218 101V100H217ZM236 101V100H235ZM234 101V102H235ZM241 101H243V98L241 99ZM246 101V100H245ZM250 101V100H249ZM134 102H132V103H134ZM147 102H148V100H147ZM149 102V104H151ZM154 102V103H153ZM186 102V101H185ZM209 102V101H208ZM207 102V103H208ZM211 102V101H210ZM224 102H226V101H223L221 104H223ZM237 102H240V100L239 101H237ZM247 102V101H246ZM256 102V101H255ZM260 102V101H259ZM12 103H13V100H12ZM19 103V102H18ZM157 103V102H156ZM190 103V102H189ZM205 103V102H204ZM220 103V102H219ZM236 103V102H235ZM234 103V104H235ZM257 103V102H256ZM113 104V105H114ZM176 104V103H175ZM186 104H187V102H186ZM194 104V103H193ZM198 104V103H197ZM213 104V103H212ZM215 104V103H214ZM217 104H218V102H217ZM226 104V103H225ZM224 104V105H225ZM229 104V103H228ZM251 104V103H250ZM249 104V105H250ZM255 104V103H254ZM260 104V103H259ZM6 105V104H5ZM18 105V104H17ZM77 105V104H76ZM112 105V106H113ZM157 105H158V103H157ZM173 105V104H172ZM192 105V104H191ZM205 105H207V104H205ZM227 105V104H226ZM226 105H225V108H226ZM262 105V104H261ZM2 106V105H1ZM15 106V105H14ZM26 106V107H27ZM178 106V105H177ZM176 106V107H177ZM187 106H189V105H186V108H187ZM201 106V105H200ZM203 106V105H202ZM201 106V107H202ZM231 106H234V105H231ZM231 106H230V108H231ZM241 105H239L238 107H240ZM250 106H252V105H250ZM16 107V106H15ZM117 107V108H116ZM157 107V106H156ZM175 107V108H176ZM197 107V106H196ZM195 107V108H196ZM200 107V108H201ZM208 107V106H207ZM229 107V106H228ZM237 107V108H238ZM246 107H248V106H246ZM256 107V106H255ZM264 107V106H263ZM1 108L2 107H0V112L1 113H3L2 111H1ZM17 108V107H16ZM89 108V107H88ZM91 108V107H90ZM107 108H109V107H107ZM111 108V107H110ZM171 108V107H170ZM205 108V107H204ZM220 108V107H219ZM224 108V110H226ZM235 108H236V106H235ZM236 108V109H237ZM243 108H244V106H243ZM258 108V111L261 109H259V107H257ZM256 108V109H257ZM14 109V108H13ZM27 109V108H26ZM75 109H77V108H75ZM84 109V108H83ZM82 109V110H83ZM125 109V110H124ZM139 109V110H138ZM138 109H136V110H138V112H140L141 111V109L140 108H138ZM193 109V108H192ZM197 109V108H196ZM208 109V108H207ZM210 109V108H209ZM213 109V108H212ZM221 109V108H220ZM219 109V110H220ZM3 110V109H2ZM17 110V109H16ZM110 110V109H109ZM112 110V109H111ZM135 110V111H136ZM172 110L173 109H171V112H172ZM175 110V109H174ZM187 110V109H186ZM185 110V111H186ZM191 110V109H190ZM205 110V109H204ZM214 110V109H213ZM216 110V109H215ZM228 110H230V109H228ZM235 110V109H234ZM234 110H232V111H234ZM7 111V110H6ZM81 111V110H80ZM115 111V110H114ZM125 111V112H126ZM194 111V110H193ZM221 111V110H220ZM22 112V111H21ZM120 112V111H119ZM190 112V111H189ZM216 112H219V111H216ZM234 112H236V111H234ZM234 112H232L231 113V111L229 112V113H231L232 115L230 116V115H228V117L230 116L231 118H232V116H233V113ZM237 112H238V110H237ZM237 112H236V114H237ZM241 112V111H240ZM254 112V111H253ZM67 113V112H66ZM78 113V112H77ZM175 113V112H174ZM207 113V112H206ZM222 113V112H221ZM227 113V112H226ZM239 113V112H238ZM255 113V112H254ZM13 114V113H12ZM19 114V113H18ZM64 114V113H63ZM73 114V113H72ZM177 114V113H176ZM188 114V113H187ZM57 115H58V113H57ZM66 115L67 114H65V118H66ZM68 115H69V113H68ZM71 115V114H70ZM74 115V114H73ZM127 115H125V116H127ZM134 115V114H133ZM208 115V114H207ZM219 115V114H218ZM227 115V114H226ZM13 116H14V114H13ZM21 116V115H20ZM22 116H23V114H22ZM64 116V115H63ZM87 116V117H86ZM222 116V115H221ZM237 116V115H236ZM247 116V115H246ZM259 116V115H258ZM8 117V116H7ZM17 117V116H16ZM26 116H24V118H25ZM56 117V116H55ZM70 117V116H69ZM72 117V116H71ZM106 117V116H105ZM210 117H212V116H209V118ZM229 117V118H230ZM235 116H233V118H234ZM237 117H239V115L237 116ZM242 117V116H241ZM14 118V117H13ZM20 118V117H19ZM63 118V117H62ZM107 118V117H106ZM109 118V117H108ZM247 118V117H246ZM262 118V116H260V117H257V119L256 120H258L259 121V119H261ZM10 119V118H9ZM11 119H12V117H11ZM23 119V118H22ZM128 119V118H127ZM126 119V120H127ZM207 119V118H206ZM205 119V120H206ZM213 118H211V120H212ZM239 119V118H238ZM244 119V118H243ZM16 120V119H15ZM17 120H18V117H17ZM16 120V121H17ZM20 120V119H19ZM25 119H23V122H26V121H24ZM29 120V119H28ZM68 120V119H67ZM120 120V119H119ZM148 120V119H147ZM178 120V119H177ZM186 120H187V118H186ZM190 120V119H189ZM217 120V119H216ZM226 120V119H225ZM240 120V119H239ZM262 120V119H261ZM33 121V122H34ZM103 121H104V119H103ZM102 121V122H103ZM129 121V120H128ZM183 121V120H182ZM191 121V120H190ZM220 121V120H219ZM1 119H0V126H1ZM11 122V121H10ZM9 122V123H10ZM18 122V121H17ZM70 122V121H69ZM105 122V121H104ZM149 122H150V120H149ZM181 122V121H180ZM183 122H185V121H183ZM259 122H261V121H259ZM14 123V122H13ZM21 123V122H20ZM31 123V122H30ZM54 123V124H53ZM68 123V122H67ZM110 123V122H109ZM187 123H188V120H187ZM187 123L185 124H182L181 125V123H177V124H175V125H171V128H170V130H169V132H168V134H166V135H164V136H162V137H164V139L162 138V141H164V140H171L170 138H177L178 137V135H179V133L181 132V130H180V128L181 127H183V129H184V125H187ZM197 123V122H196ZM220 123V122H219ZM223 123V122H222ZM16 122H15V126H16ZM28 124V123H27ZM19 125V124H18ZM169 125H170V123H169ZM188 125H191V124H188ZM198 125H200V123H198ZM202 126L201 127H203V131H204V129L206 128L203 124H201ZM208 125V124H207ZM13 127V133L14 134H16V136H17V134L18 133H20L19 131H18V128H19V126H18V128H17V126L16 127ZM21 126H24V125H21ZM32 126V125H31ZM35 126V125H34ZM33 126V127H34ZM89 126V125H88ZM105 126H106V124H105ZM194 126V125H193ZM9 127V126H8ZM93 127V126H92ZM107 127V126H106ZM116 127V126H115ZM123 127V126H122ZM153 127V126H152ZM198 127V126H197ZM201 127H200V129H201ZM205 127V128H204ZM214 127V126H213ZM16 128H17V130H16ZM24 128V127H23ZM28 128V127H27ZM29 128H31V127H29ZM45 128V129H46ZM56 128V127H55ZM102 128H103V126H102ZM108 129H112V124H110L108 127H107ZM124 128H125V126H124ZM123 128V129H124ZM139 128H140V126H139ZM233 128H235V127H233ZM242 128V127H241ZM0 129H2L1 127H0ZM34 129H36V128H34ZM40 129L41 128H39V131H40ZM90 129H91V127H90ZM89 129V130H90ZM105 129V128H104ZM107 129V130H108ZM127 129V128H126ZM129 129H130V127H129ZM136 129V128H135ZM138 129V128H137ZM148 129V128H147ZM187 129V128H186ZM199 129V128H198ZM198 129H197V131H198ZM207 129V128H206ZM230 129V128H229ZM20 130V129H19ZM33 130V129H32ZM38 130V129H37ZM42 131H44L43 129H41ZM140 129H138V130H132L134 133H133V135L131 136V138H133V139H131V141L130 140H124V136H123V134H122V132H121V128L119 127L118 128V131H117V133L114 135V139L113 140H115L116 139V137H117V141H119V142H121V140L123 139V141H129V143L128 144H133V143H135V142H143L144 141V139H146V140H150V141H152V142H150L149 143V146H150V144L152 145V146H155L156 145V142H157V144H159L160 145V143H158L159 141H153V140H155L156 139V136H159V134L157 135L156 133L155 134H153L152 132V135H149L148 137L147 136H145L144 134H146V133H142V131L140 130ZM149 130V129H148ZM185 130V129H184ZM202 130V129H201ZM216 130V129H215ZM226 130V129H225ZM31 130L29 129V132H30ZM38 131V132H39ZM46 131V130H45ZM48 131V130H47ZM55 131V130H54ZM91 131V130H90ZM97 132H99L98 130H96ZM111 131V130H110ZM202 131V132H203ZM211 131V130H210ZM228 131V130H227ZM236 131V130H235ZM12 132V131H11ZM26 132H28V131H26ZM28 132V134H26V136L24 137L23 135V137H24V142H25V146L29 143L28 141L32 138V135H35L34 133H29ZM33 132V131H32ZM49 132H51V131H49ZM101 132V131H100ZM100 132H99V134H100ZM129 131H127V133L126 134H129L128 133ZM144 132V131H143ZM212 132V131H211ZM215 132V131H214ZM24 133V132H23ZM23 133H20V134H23ZM37 133V132H36ZM48 133V132H47ZM89 133H91V132H89ZM88 133V134H89ZM125 133V132H124ZM132 133V132H131ZM130 133V134H131ZM200 133V132H199ZM238 133V132H237ZM93 134V133H92ZM90 134L91 136H92V138H91V136H90V138H91V141L92 142H95V141H97V143L98 144H100V142H102L104 139H103V137H101L102 135H98V133H96L95 132V134ZM125 134V135H126ZM161 134V133H160ZM163 134V133H162ZM181 134V133H180ZM198 134V133H197ZM234 134V133H233ZM204 135V134H203ZM229 135V134H228ZM235 135V134H234ZM21 136V135H20ZM21 136V137H22ZM123 136V137H122ZM130 136H129V139H130ZM181 136V135H180ZM198 136V135H197ZM19 137V136H18ZM22 137V138H23ZM88 137V136H87ZM87 137H86V139H87ZM126 137H128V136H126ZM160 137H161V135H160ZM215 137V136H214ZM226 137V136H225ZM225 137L223 138V139H225ZM232 137V136H231ZM235 136H233V138H234ZM256 137V136H255ZM34 138V137H33ZM152 140H151V139ZM180 138V137H179ZM212 138V137H211ZM233 138H232V140H233ZM236 138V137H235ZM111 139H112V137H111ZM128 139V138H127ZM204 139V138H203ZM215 139V138H214ZM231 139V138H230ZM3 140V139H2ZM63 140V139H62ZM108 140V139H107ZM158 140H160V139H158ZM173 140H177V139H173ZM173 140H171V141H173ZM200 140V139H199ZM112 141V140H111ZM117 141L115 140V142L117 143ZM161 141V140H160ZM169 141H167V143L169 142ZM170 141V142H171ZM182 141V140H181ZM186 141V140H185ZM234 141V140H233ZM146 142V141H145ZM169 142V143H170ZM175 141H173V143H174ZM177 142H180V140H178ZM177 142H175L176 144H177ZM3 143V142H2ZM30 143H31V141H30ZM172 143V144H173ZM174 143V144H175ZM96 144V143H95ZM95 144H93V145H95ZM102 144H103V142H102ZM124 144V143H123ZM136 144V143H135ZM179 144V143H178ZM177 144V145H178ZM199 144H201V143H199ZM204 144H206V143H204ZM245 144V143H244ZM113 145V144H112ZM159 145H157V147H159ZM202 145H203V143H202ZM247 145V144H246ZM0 146H2V145H0ZM30 146V145H29ZM32 146V145H31ZM103 146V145H102ZM105 146V145H104ZM151 146V147H152ZM182 146V145H181ZM150 147V148H151ZM26 149H28L27 147H25ZM78 148V147H77ZM141 148V147H140ZM156 148V147H152V150H154V149ZM24 149V148H23ZM185 149H186V147H185ZM207 149V148H206ZM29 150V149H28ZM158 150V149H157ZM238 152V151H237ZM9 152L8 151H6V149L5 150H2L1 152H0V156H4V155H6V154H8ZM229 153V152H228ZM227 153V154H228ZM231 153H232V151H231ZM230 153V154H231ZM243 153V152H242ZM16 154V153H15ZM9 155V154H8ZM2 156V157H3ZM9 156H11V155H9ZM229 156V155H228ZM234 156V155H233ZM242 156H244V155H242ZM13 157H14V155H13ZM225 157V156H224ZM16 158H18L17 156H16ZM19 158H23V159H25L27 162H33V163H37L38 164V162H42L43 164H44V159H42V157L40 158V156H38V155H29V154H27V153H22L20 156H19ZM231 158H232V156H231ZM244 158H245V156H244ZM247 158V157H246ZM70 158L68 157V156H66V155H62L61 154V160L63 161V163H65V164H68L69 163V161L70 160H72V159H70ZM151 159V158H150ZM150 159H148L149 161H151ZM16 160V159H15ZM19 160V159H18ZM148 160H146V159H144V161L142 162L143 164L142 165H144V166H146L147 168L149 167V164H151L150 166H152V163L153 162H151V163H149V161ZM140 161V160H139ZM17 162V161H16ZM68 162V163H67ZM115 162V161H114ZM62 163V164H63ZM92 162H90V164H91ZM105 163V162H104ZM106 163H108V162H106ZM106 163H105V165H106ZM201 163V162H200ZM65 164H64V166H65ZM110 164V163H109ZM112 164H113V162H112ZM111 164V165H112ZM115 164V163H114ZM122 164V163H121ZM141 164V163H140ZM207 164V163H206ZM205 164V165H206ZM93 165V164H92ZM91 165V166H92ZM102 165V164H101ZM110 165V166H111ZM116 165V164H115ZM119 165H120V163H119ZM124 165H126V164H124L123 163V166L121 165V167L122 168H124ZM130 165V164H129ZM196 165V164H195ZM197 165H198V163H197ZM95 166V165H94ZM103 166V165H102ZM110 166H108L109 167V169L108 170H110ZM212 166V165H211ZM237 166V165H236ZM44 167V166H43ZM96 167V166H95ZM113 167V166H112ZM121 167H119V168H121ZM128 167V166H127ZM146 167L144 168L145 169V171L147 170L146 169ZM203 167V166H202ZM85 168V167H84ZM89 168H90V166H88V169L87 168H85L86 170H89ZM98 168V167H97ZM116 168H118L117 167V165H116ZM118 168V169H119ZM129 168V167H128ZM143 168V167H142ZM154 168V167H153ZM204 168V167H203ZM206 168V167H205ZM210 168V167H209ZM212 168V167H211ZM65 169V168H64ZM99 169V168H98ZM106 168H104L103 170H105ZM150 169H152V167L150 168ZM150 169H148V170H150ZM84 170V169H83ZM86 170L84 171V172H86ZM107 170V169H106ZM106 170H105V174L103 175V180L104 181H106L107 183H109V181H111V180H114V179H112V178H114V176H116L117 177V175L118 174H116L115 172L116 171H107L106 172ZM147 170V171H148ZM153 170V169H152ZM184 170V169H183ZM182 170V171H183ZM204 170V169H203ZM234 170V169H233ZM232 170V171H233ZM91 171V170H90ZM89 171V172H90ZM94 171V170H93ZM99 171V170H98ZM101 172H102V170H100ZM125 171H126V167H125ZM134 171V170H133ZM151 171V170H150ZM100 172V173H101ZM118 172V171H117ZM124 172V171H123ZM149 172V171H148ZM223 172V171H222ZM82 173V172H81ZM98 173V172H97ZM103 173H104V171H103ZM126 173H128V172H126ZM187 172H185V174H186ZM213 173V172H212ZM211 173V174H212ZM233 173H235V172H233ZM232 173V174H233ZM63 174V173H62ZM93 174V173H92ZM91 174V175H92ZM102 174V173H101ZM116 174V175H115ZM130 174V173H129ZM136 174V173H135ZM175 174V173H174ZM184 174V173H183ZM223 174V173H222ZM226 174V173H225ZM238 174V173H237ZM78 175H80V173L78 174ZM86 176V174H83L82 176ZM94 175H96V172H95V174ZM119 175H120V173H119ZM172 175V174H171ZM227 175V174H226ZM234 175V174H233ZM89 176V175H88ZM121 176V175H120ZM141 176V175H140ZM160 176V175H159ZM188 176H190V175H188ZM227 176H231L232 177V175H227ZM79 177V176H78ZM78 177H76L75 179H77ZM93 177V176H92ZM96 177V176H95ZM98 177V176H97ZM99 177H100V175H99ZM98 177V178H99ZM102 177V176H101ZM100 177V178H101ZM121 177H123L124 178V176H123V174H122V176ZM179 177V176H178ZM181 177V176H180ZM179 177V178H180ZM197 177V176H196ZM200 177V176H199ZM222 177V176H221ZM237 177V176H236ZM245 177V176H244ZM86 178V177H85ZM85 178H78V180L79 181H81V182H84L85 181ZM120 178V177H119ZM144 178V177H143ZM203 178V177H202ZM202 178H201V180H202ZM205 178V177H204ZM210 178V177H209ZM233 178V177H232ZM231 178V179H232ZM234 178H235V176H234ZM241 178V177H240ZM45 179V178H44ZM93 179V178H92ZM117 179V178H116ZM174 179V178H173ZM177 179V178H176ZM187 179V178H186ZM189 179H191V178H189ZM200 179V178H199ZM206 179V178H205ZM215 178H213V180H214ZM218 180H219V178H217ZM243 179V178H242ZM100 180V179H99ZM141 180V179H140ZM149 180V179H148ZM200 180V181H201ZM208 180V179H207ZM206 180V181H207ZM211 180V179H210ZM209 180V181H210ZM216 180V179H215ZM214 180V181H215ZM77 181V180H76ZM116 180H114L113 182H115ZM174 182H175V180H173ZM187 181H189V180H187ZM192 181H193V179H192ZM196 181V180H195ZM212 181V180H211ZM214 181H212V183L214 182ZM220 181V180H219ZM255 181V180H254ZM253 181V182H254ZM54 182V181H53ZM162 182V181H161ZM169 182V181H168ZM177 182V181H176ZM190 182H191V180H190ZM208 182V181H207ZM223 182V183H222ZM222 182H219L220 183V191L221 192H223V194H225L224 192H226V193H228L229 194V198L230 199H228L229 200V202L228 201H226V203L224 204V202H222L221 200H222V197L220 196L221 195V193H220V197H221V200H219L220 201V203H218L217 204V206H212L213 208H214V210H212V208H210L212 211H215V213L212 215V217L211 218H208V219H204L205 218V216H204V218H203V216L201 217V218H199L200 219V221L198 222V223H196V222H193L195 219H197L196 218V216H195V219L193 220V221H191V219L190 218H193L194 216V214L192 213V210H191V208H190V204L188 205L187 204V202L186 203H184V202H182L183 204H173V203H169V200H168V202L166 203V206L165 207H168V216H169V218L171 219H169V222L164 226L163 225V227L161 228V230H160V234H162L163 236H167L168 238H173V237H175L176 236V238H178L179 240H181L180 241V243L181 244H183V242L186 244H188L187 246H189V244L192 246L193 244H194V242L195 241H197V242H199V248H200V252H201V254L199 253V252H197L198 254H200L201 256H205V255H207V254H210L211 253V249H212V247L215 245V244H219L220 243V245H221V241L224 239L225 240V238L226 239H228V241H232L233 242V240L235 239V242H236V247L238 248H240L241 246H238V225L239 226H243V225H240V222L242 221V220H240L239 219V215H238V213L241 211V207L243 206V207H245L246 208V206H247V204L249 205V203L251 202V205H252V199H254L255 200V197L254 196H251L252 198L249 200V196L247 197V198H245V197H243V199H238V185H239V182L235 179V180H233L232 179V181L230 180V179H228V178H226V179H224V181H222ZM247 182V181H246ZM251 182V181H250ZM65 183V182H64ZM78 183V182H77ZM143 183V182H142ZM159 183V182H158ZM196 183H197V181H196ZM215 183H217V182H215ZM219 183H217L218 184V186H219ZM222 183V184H221ZM241 183V182H240ZM242 183H244V182H242ZM50 184V183H49ZM59 184V183H58ZM79 184H80V182H79ZM78 184V185H79ZM84 184V183H83ZM106 184V183H105ZM114 184H117V183H114ZM182 184H183V182H182ZM181 184V185H182ZM187 185V183H184V185ZM189 184V183H188ZM203 184H204V182H203ZM202 184V185H203ZM246 184V183H245ZM255 184V183H254ZM52 185V184H51ZM60 185V184H59ZM58 185V186H59ZM111 185V184H110ZM178 185H180V184H178ZM193 185H195V184H193L192 183V186ZM199 185V184H198ZM201 185V184H200ZM207 186H208V184H206ZM206 185H205V187H206ZM211 185H213V184H211ZM211 185H209V186H211ZM241 185H244V184H241ZM240 185V186H241ZM54 186V185H53ZM176 186V185H175ZM190 188H191V186H190V184L188 185ZM197 186V185H196ZM56 187V186H55ZM62 187V186H61ZM77 187V186H76ZM75 187V188H76ZM177 187V186H176ZM214 187H215V185H214ZM64 188V187H63ZM84 188V187H83ZM131 188V187H130ZM199 188V187H198ZM245 188V187H244ZM253 188V187H252ZM258 188V187H257ZM59 189V188H58ZM77 189H79V188H77ZM128 189V188H127ZM186 189V188H185ZM203 189V188H202ZM213 189V188H212ZM217 189H219V188H217ZM255 189V188H254ZM63 190V189H62ZM75 190V189H74ZM81 190V189H80ZM129 190H131V189H129ZM207 189H205V191H206ZM209 190V189H208ZM251 190V189H250ZM256 190V189H255ZM260 190V189H259ZM65 191V190H64ZM214 191V190H213ZM219 191V190H218ZM245 191V190H244ZM247 191H248V189H247ZM49 192H51V191H49ZM58 192H60L59 190L57 191V193ZM77 192H80V191H77ZM86 192V191H85ZM243 192V191H242ZM250 192V191H249ZM263 192V191H262ZM48 193V192H47ZM66 193V191L64 192V194ZM81 193V192H80ZM196 193H197V191H196ZM201 193V192H200ZM210 193V192H209ZM219 193V192H218ZM54 194V193H53ZM84 194V193H83ZM240 194V193H239ZM257 194H258V192H257ZM260 194V193H259ZM70 195V194H69ZM134 195H135V193H134ZM201 195V194H200ZM209 195V194H208ZM255 195V194H254ZM36 196V195H35ZM133 195L129 192V193H127V194H125V195H122V196H119V203L121 204V205H126L130 200H133L132 198H134V196L132 197ZM136 196V195H135ZM158 196V195H157ZM161 196V195H160ZM210 196V195H209ZM225 196V195H224ZM241 196V195H240ZM38 197V196H37ZM37 197H35V198H37ZM82 197V196H81ZM94 197V196H93ZM98 197H99V195H98ZM187 197V196H186ZM185 197V198H186ZM227 197V196H226ZM262 197V196H261ZM41 198V197H40ZM40 198H38V199H40ZM44 198V197H43ZM64 198H66V197H64ZM83 198V197H82ZM94 198H96V197H94ZM179 198V197H178ZM180 198H181V196H180ZM183 198V197H182ZM28 199H29V197H28ZM62 199V201H63V198H61ZM97 199V198H96ZM96 199H95V201H96ZM162 199V198H161ZM164 199V198H163ZM168 199V198H167ZM174 199V198H173ZM187 199V198H186ZM200 199V198H199ZM72 200V199H71ZM85 200V199H84ZM206 200V199H205ZM257 200V199H256ZM264 200V199H263ZM32 201H34V199L32 200ZM38 202H40L39 200H37ZM41 201H43V199L41 200ZM178 201V200H177ZM189 201V200H188ZM208 201V200H207ZM209 201H210V199H209ZM26 202H27V200H26ZM25 202V204L27 205V203ZM29 202V201H28ZM35 202H36V200H35ZM57 202V201H56ZM59 202V201H58ZM75 202V201H74ZM85 202V201H84ZM84 202H83V204H84ZM94 202V201H93ZM149 202V201H148ZM159 202H160V199L158 198V197H154L153 199H152V201L151 202H149V203H152V205L153 204H159ZM190 202V201H189ZM198 202V201H197ZM212 202V201H211ZM213 202H215V200L213 201ZM212 202V203H213ZM228 202V203H227ZM261 202V201H260ZM45 203V202H44ZM47 203V202H46ZM62 203V202H61ZM64 203V202H63ZM116 203V202H115ZM137 203V202H136ZM139 203V202H138ZM146 203V202H145ZM216 203V202H215ZM37 204V203H36ZM42 204V203H41ZM58 204V203H57ZM83 204H81V205H83ZM191 204H192V202H191ZM214 204V203H213ZM213 204H209L210 206L211 205H213ZM260 204V203H259ZM263 204V203H262ZM35 205V204H34ZM51 205H53V204H51ZM110 205V204H109ZM145 205V204H144ZM165 205V204H164ZM246 205V206H245ZM24 205H22V207H23ZM28 206V205H27ZM26 206V207H27ZM84 206V205H83ZM114 206V205H113ZM135 206V205H134ZM154 206V205H153ZM195 206V205H194ZM205 206V205H204ZM255 206V205H254ZM37 207V206H36ZM41 207V206H40ZM139 207H141V206H139ZM161 207V206H160ZM201 207V206H200ZM261 207V206H260ZM34 208V207H33ZM47 208H49V207H47ZM78 208V207H77ZM82 208H84L85 209V206L84 207H82ZM146 208V207H145ZM154 208H155V206H154ZM162 208V207H161ZM209 208V207H208ZM27 209V208H26ZM31 209V208H30ZM144 209V208H143ZM143 209H141V210H143ZM209 209V210H210ZM244 209V208H243ZM248 209V208H247ZM252 209V208H251ZM23 210H25L24 208H23ZM29 210V209H28ZM75 210H76V208H75ZM78 210V209H77ZM92 210H94V209H92ZM131 210H133V209H131ZM206 210V209H205ZM244 210H246V209H244ZM30 211V210H29ZM28 211V212H29ZM83 211V210H82ZM134 211V210H133ZM133 211H131V212H133ZM139 211V210H138ZM145 211V209L143 210V212ZM146 211H147V209H146ZM165 211V210H164ZM249 211V210H248ZM71 212V211H70ZM73 212V211H72ZM71 212V213H72ZM93 212V211H92ZM127 212H129V211H127ZM142 212V213H143ZM196 212V211H195ZM203 212V211H202ZM242 212V211H241ZM245 212H247V210L245 211ZM65 213V212H64ZM63 213V214H64ZM82 213H84V212H82ZM134 213V212H133ZM145 214H147L148 212H144ZM157 213V212H156ZM199 213V212H198ZM197 213V214H198ZM209 213V212H208ZM210 213L212 214V212L210 211ZM209 213V215H211ZM248 213V212H247ZM254 213V212H253ZM76 214V213H75ZM88 214V213H87ZM90 214V213H89ZM91 214H93V213H91ZM95 214V213H94ZM104 215H105V213H103ZM123 214V213H122ZM126 214V213H125ZM151 214V213H150ZM153 214V213H152ZM203 214V213H202ZM244 214H246V213H244ZM251 214H252V212H251ZM72 215V214H71ZM70 215V216H71ZM74 215V214H73ZM72 215V216H73ZM96 215V214H95ZM108 215V214H107ZM154 215H156V214H154ZM195 215H196V213H195ZM199 215V214H198ZM204 215H206V214H204ZM242 215V214H241ZM76 215H74V217H75ZM78 216H79V214H78ZM87 216V215H86ZM91 216V215H90ZM94 216V215H93ZM93 216H91V217H88V219L89 218H91V219H93L94 217ZM122 218H123V216L122 215H120ZM120 216H118V217H120ZM125 216V215H124ZM128 216V215H127ZM152 216V215H151ZM164 215H162V217H163ZM167 216V217H168ZM200 216V215H199ZM208 216V215H207ZM54 217V216H53ZM95 217H98V216H95ZM100 217H103V216H100ZM115 217V216H114ZM126 217V216H125ZM133 217V216H132ZM131 217V218H132ZM134 217H135V214H134ZM154 217V216H153ZM210 217V216H209ZM113 218V217H112ZM127 218V217H126ZM156 218V217H155ZM165 218V217H164ZM242 218V217H241ZM27 219V218H26ZM42 219H44V218H42ZM61 219V218H60ZM71 219V218H70ZM79 219V218H78ZM87 219V220H88ZM91 219H89V220H91ZM95 219V218H94ZM96 219H98V218H96ZM100 219H102V218H100ZM116 219V218H115ZM118 219V218H117ZM117 219H116V221H117ZM154 219V218H153ZM198 219V220H199ZM238 219L240 220V222H239V224H238ZM77 220V219H76ZM76 220H74V222L76 221ZM80 220V219H79ZM103 220V219H102ZM105 220V219H104ZM103 220V221H104ZM108 220V219H107ZM107 220H106V222H107ZM111 220V219H110ZM253 220V219H252ZM257 220V219H256ZM41 221V220H40ZM39 221V222H40ZM93 221V220H92ZM98 221V220H97ZM101 221V220H100ZM99 221V222H100ZM113 221V220H112ZM115 221V220H114ZM119 221V220H118ZM128 221V220H127ZM152 221V220H151ZM24 222V221H23ZM43 222V221H42ZM83 222V221H82ZM95 222V221H94ZM121 222V221H120ZM130 222V221H129ZM162 222V221H161ZM247 222V221H246ZM252 222V221H251ZM66 223V222H65ZM69 223H72L71 221L69 222ZM250 223V222H249ZM256 223V222H255ZM60 224H61V222H60ZM72 224H74V223H72ZM76 225L78 224L77 222L75 223ZM116 224V223H115ZM124 224V223H123ZM130 224V223H129ZM152 224V223H151ZM243 224V223H242ZM244 224H245V222H244ZM247 224H248V222H247ZM76 225H73V226H75L76 227ZM80 225V224H79ZM82 225V224H81ZM80 225V226H81ZM121 225V224H120ZM119 225V226H120ZM125 225H127V223L125 224ZM234 225L236 226V228L234 227ZM251 225V224H250ZM63 226V225H62ZM73 226H72V228H73ZM79 226V227H80ZM85 226H87L86 225V223H85ZM90 226V225H89ZM98 226V225H97ZM149 226V225H148ZM254 226V225H253ZM67 227V226H66ZM65 227V228H66ZM69 227V226H68ZM94 227V226H93ZM117 227V226H116ZM146 227V226H145ZM245 227H246V225H245ZM245 227H243V228H245ZM247 227H249V224H248V226ZM61 228V227H60ZM119 228V227H118ZM240 228H242V227H240ZM29 230H30V228H28ZM51 229V228H50ZM64 229V228H63ZM62 229V230H63ZM94 229V228H93ZM95 229H96V227H95ZM120 229V228H119ZM142 229V228H141ZM157 229V228H156ZM160 229V228H159ZM251 229V228H250ZM27 230V229H26ZM25 230V231H26ZM28 230V231H29ZM33 230V229H32ZM68 230H70V229H68ZM73 230V229H72ZM98 230H100V229H98ZM151 230V229H150ZM153 230V229H152ZM155 230V229H154ZM206 230H207V232H206ZM242 230V229H241ZM240 230V231H241ZM243 230H245V229H243ZM48 231V230H47ZM83 231H84V229H83ZM122 231V230H121ZM148 231V230H147ZM157 231V230H156ZM155 231V232H156ZM205 231V232H204ZM30 232H32V231H29V233H27V231L26 232H23V233H27L26 235H28V241H26V240H24L25 241V243L24 244H21L20 246H21V250H20V255L22 256V253H23V250H24V252L25 251H28V250H26V249H31V248H38V247H41V245H43V247L44 246H47V244L48 243H46V241L47 242H49L47 239H41V236H38V235H40V233L37 235V234H35V235H32V234H30ZM39 232V231H38ZM51 232V231H50ZM54 232V231H53ZM60 232V231H59ZM74 232V231H73ZM72 232V233H73ZM85 232V231H84ZM95 232V231H94ZM124 232V231H123ZM158 232V231H157ZM203 232V233H202ZM251 232V231H250ZM20 233H22V231L20 232ZM22 233V234H23ZM32 233H34V231L32 232ZM46 233V232H45ZM75 233V232H74ZM92 233H93V230H92ZM91 233V234H92ZM244 233V232H243ZM249 233V232H248ZM43 234V233H42ZM49 234V233H48ZM69 234V233H68ZM95 234V233H94ZM152 234V233H151ZM199 234H201V236L199 235ZM21 235V234H20ZM24 235V234H23ZM22 235V236H23ZM26 235H24L25 236V238H27L26 237ZM54 235V234H53ZM89 235V234H88ZM21 236V237H22ZM44 236V235H43ZM47 236V235H46ZM51 236V235H50ZM87 236V235H86ZM85 236V237H86ZM94 236V235H93ZM143 236V235H142ZM250 236V235H249ZM146 237H148V236H146ZM159 237V236H158ZM196 237V238H195ZM43 238V237H42ZM46 238V237H45ZM87 238V237H86ZM88 238H89V236H88ZM92 238V237H91ZM175 238V239H176ZM50 239V238H49ZM64 239V238H63ZM78 239V238H77ZM141 239V238H140ZM51 240V239H50ZM60 240H61V238H60ZM79 240V239H78ZM142 240V239H141ZM141 240H138V241H141ZM144 240V239H143ZM152 240H153V238H152ZM161 240V239H160ZM165 240V239H164ZM170 240H172V239H169V241ZM22 241V240H21ZM23 241V242H24ZM76 241V240H75ZM161 241H163V240H161ZM262 241V240H261ZM125 242V241H124ZM142 242V241H141ZM160 242V241H159ZM167 242V241H166ZM171 242V241H170ZM222 242H224V241H222ZM19 243V242H18ZM72 243V242H71ZM76 243V242H75ZM145 243V242H144ZM165 243V242H164ZM169 243V242H168ZM225 243V242H224ZM228 243V242H227ZM79 244V243H78ZM109 244V243H108ZM136 244H137V242H136ZM171 244V243H170ZM176 244V243H175ZM196 244V245H197ZM217 244V245H218ZM233 244H235V243H233ZM242 243H241V240H240V242H239V245H241ZM107 245V244H106ZM131 245V244H130ZM144 245V244H143ZM143 245H141V246H143ZM166 245V244H165ZM196 245H194V246H196ZM224 245V244H223ZM255 245V244H254ZM259 245V244H258ZM60 246V245H59ZM175 246V245H174ZM178 246V245H177ZM184 248H180V251H181V249H185V246L184 245H182ZM219 246V245H218ZM217 246V247H218ZM232 246V245H231ZM246 246V245H245ZM11 247H12V245H11ZM42 247V248H43ZM54 247V246H53ZM104 247V246H103ZM108 247V246H107ZM111 247V246H110ZM132 247V246H131ZM138 247V246H137ZM146 247V246H145ZM253 247V246H252ZM251 247V248H252ZM13 248V247H12ZM46 248V247H45ZM48 248V247H47ZM50 248V247H49ZM55 248V247H54ZM128 248V247H127ZM130 248V247H129ZM135 248V247H134ZM141 248V247H140ZM173 248V247H172ZM196 248H198V247H196ZM198 248V249H199ZM221 248V247H220ZM232 248V247H231ZM233 248H234V246H233ZM251 248H249V249H251ZM257 248V247H256ZM260 248V247H259ZM16 249V248H15ZM40 249V248H39ZM105 249H106V247H105ZM111 249V248H110ZM146 249V248H145ZM177 249V248H176ZM197 249V250H198ZM234 249H236V248H234ZM233 249V250H234ZM244 249V248H243ZM248 249V248H247ZM255 249V248H254ZM263 249V248H262ZM32 250H34V249H32ZM38 250V249H37ZM53 250V249H52ZM65 250V249H64ZM103 250V249H102ZM101 250V251H102ZM179 250V249H178ZM231 250V249H230ZM238 250V249H237ZM245 250V249H244ZM260 250H261V248H260ZM259 249H257L256 251H252V250H246L245 251V253H242V254H240V255H242L243 257H241L240 255V257L241 258H239V256H237L235 253L234 254H231V253H233V252H231V253H229V251H228V254H231L230 256H228L227 258L226 257H224V258H226V262H224V264H257L258 262H259V260L261 259L260 257V253H261V251H260ZM45 251H47V250H45ZM61 251H63L62 249H61ZM95 251V250H94ZM106 251V250H105ZM134 251V250H133ZM138 250H136V252H137ZM148 251V250H147ZM214 251V250H213ZM221 251H222V249H221ZM263 251H264V249H263ZM52 252V251H51ZM65 252H66V250H65ZM108 252V251H107ZM179 252V251H178ZM185 252V251H184ZM215 252V251H214ZM235 252V251H234ZM237 252V251H236ZM242 252V251H241ZM16 253V252H15ZM54 253V252H53ZM58 253V252H57ZM90 253V252H89ZM97 253V252H96ZM142 253V252H141ZM173 253V252H172ZM176 253V252H175ZM187 253V252H186ZM218 253V252H217ZM223 253V252H222ZM225 253V252H224ZM238 253V252H237ZM240 253V252H239ZM98 254H101V253H98ZM104 254V253H103ZM174 254V253H173ZM190 254H192V248H191V253ZM193 254H194V252H193ZM226 254V253H225ZM262 254V253H261ZM24 255V254H23ZM58 255V254H57ZM96 255V254H95ZM183 255V254H182ZM181 255V256H182ZM216 256L218 255V254H215ZM227 255V254H226ZM262 255H264V254H262ZM25 256V255H24ZM29 256V255H28ZM65 256H67L66 254H65ZM14 257H15V254H14ZM18 257V256H17ZM23 257V256H22ZM62 257V256H61ZM176 257V256H175ZM178 257L179 258H181L180 257V255H178ZM205 257H207V258H205V259H207V261H208V256H205ZM213 257V256H212ZM223 257V256H222ZM25 258V257H24ZM177 258V257H176ZM216 258V257H215ZM214 257H213V259H215ZM220 258H221V256H220ZM2 259H3V257H2ZM22 259V258H21ZM170 259H172V258H170ZM212 259V258H211ZM210 259V260H211ZM10 260V259H9ZM108 260V259H107ZM177 260H180V259H177ZM209 260V261H210ZM223 260V258L220 260V261H222ZM3 261V260H2ZM15 261V260H14ZM167 261V260H166ZM203 261V260H202ZM206 261V260H205ZM218 261H219V259H218ZM224 261V260H223ZM94 262V261H93ZM99 262V261H98ZM101 262V261H100ZM111 262V261H110ZM169 262H170V260H169ZM173 262V261H172ZM261 262V261H260ZM259 262V263H260ZM107 263V262H106ZM153 263V262H152ZM3 264H4V262H3ZM6 264V263H5ZM105 264V263H104ZM107 264H109V263H107ZM165 264V263H164ZM263 264V263H262Z\"/></svg>","mask_w":264,"mask_h":264}]
</instances>
